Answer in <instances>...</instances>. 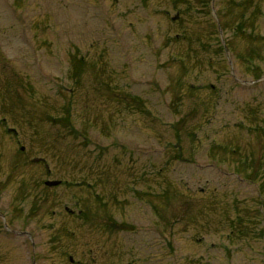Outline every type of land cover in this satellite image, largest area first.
I'll return each instance as SVG.
<instances>
[{"label":"rangeland","instance_id":"374dc122","mask_svg":"<svg viewBox=\"0 0 264 264\" xmlns=\"http://www.w3.org/2000/svg\"><path fill=\"white\" fill-rule=\"evenodd\" d=\"M2 119L0 264H264V0H0Z\"/></svg>","mask_w":264,"mask_h":264},{"label":"flooded vegetation","instance_id":"af4514ba","mask_svg":"<svg viewBox=\"0 0 264 264\" xmlns=\"http://www.w3.org/2000/svg\"><path fill=\"white\" fill-rule=\"evenodd\" d=\"M0 125H1V124H0ZM7 130H8V129H7ZM8 131L10 132V129H9ZM12 133H13V132H12ZM13 134H15V132H14ZM50 181H51V180H50ZM53 181H54V180H53ZM55 181H58V180H55ZM61 184H63L62 181H61V183H60L59 185H56V186L58 187V186H60ZM56 186H47V187L54 188V187H56ZM103 205H105V204H103ZM64 211H66V213H68L69 215H72V214H73V211H70L68 208H64ZM80 214H81V213L79 212L78 215H80ZM109 219H111V218H109ZM108 226H110V227H112V228L114 227V229L118 228V226H117L116 223H111V220L108 221ZM2 234L7 235L8 237L11 236V235H13V234L18 235V236H21V237H28V236L31 237V234H30L29 232H27L26 230H24V229L21 228L20 230L16 231L15 229H13L12 225H11V228L8 229V231H5V230L2 228ZM8 237H7V238H8Z\"/></svg>","mask_w":264,"mask_h":264},{"label":"water","instance_id":"95a60500","mask_svg":"<svg viewBox=\"0 0 264 264\" xmlns=\"http://www.w3.org/2000/svg\"><path fill=\"white\" fill-rule=\"evenodd\" d=\"M59 182H47L45 183L47 186H55L57 185Z\"/></svg>","mask_w":264,"mask_h":264}]
</instances>
